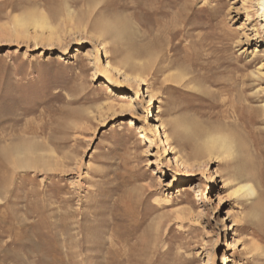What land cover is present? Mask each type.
<instances>
[{
	"label": "rangeland",
	"instance_id": "374dc122",
	"mask_svg": "<svg viewBox=\"0 0 264 264\" xmlns=\"http://www.w3.org/2000/svg\"><path fill=\"white\" fill-rule=\"evenodd\" d=\"M26 8L59 43L10 37ZM20 139L48 169H0V264H264L259 0H0V147Z\"/></svg>",
	"mask_w": 264,
	"mask_h": 264
},
{
	"label": "bare ground",
	"instance_id": "6f19581e",
	"mask_svg": "<svg viewBox=\"0 0 264 264\" xmlns=\"http://www.w3.org/2000/svg\"><path fill=\"white\" fill-rule=\"evenodd\" d=\"M259 5H260V10H261V15L264 18V0H259ZM4 27L10 33L9 34L10 37L13 38L15 41L16 40L17 41H30V40H32L35 43L36 42H42V43L47 44V45H53V44H55V42L56 43L60 42L59 41L60 39L58 40V37H54V29L49 24L46 16L42 12H39L38 10H36L34 8H26V10L23 14H21L19 16H14L10 20V22L7 24V26L4 25ZM28 27L33 28V30H34L33 35H30L29 32L27 31ZM102 27H103V25H102ZM104 27H105V25H104ZM108 28H109V26H108ZM103 29H107V28L105 27ZM111 29H112L111 34L114 35L113 39L116 36H119L120 32H118V29H114V31H113V27ZM111 29L109 28V31H111ZM105 31L108 32V29ZM109 33L108 34L106 33L105 36L110 35ZM116 39H117V37H116ZM137 73H139V72H137ZM136 75L137 74H135V76ZM140 75L142 76L143 74L140 73ZM140 75L138 74V76H140ZM173 79L177 80L175 77H173ZM180 80L181 79H179V81ZM206 133H205V136H206ZM223 137L210 135L208 138H206L204 148L211 149L210 147H212L213 145H218L219 147H223L224 146V138ZM203 144H204V142H203ZM44 152H46V149L44 146L36 145L35 143H31V140H27V139L21 140L20 139V140L13 141L9 145L0 147V169H2L3 167L5 169L9 168V170H14V171H16L17 169H23V168L25 169V168H39V167H42L44 169H48L46 166L48 165L49 157L44 155ZM240 188H244V190H246V192L250 196L256 197L258 194V192L249 184H243ZM184 190L189 192V193H191V192L197 193V191L194 188H192L191 185L185 186ZM254 211H256V210H254ZM252 219H254V217ZM262 222H263V220H262ZM251 224H252V222H251ZM110 242L113 243V238L110 240ZM105 254H106V256H109L108 258L112 259L110 257V254H109V250L106 251Z\"/></svg>",
	"mask_w": 264,
	"mask_h": 264
}]
</instances>
